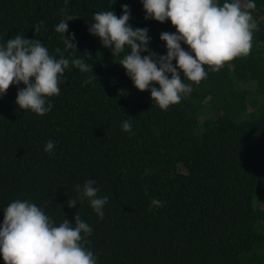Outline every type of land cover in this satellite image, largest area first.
<instances>
[{
  "label": "trees",
  "instance_id": "16d2710c",
  "mask_svg": "<svg viewBox=\"0 0 264 264\" xmlns=\"http://www.w3.org/2000/svg\"><path fill=\"white\" fill-rule=\"evenodd\" d=\"M254 3L250 54L216 72L205 65L199 84L181 73L191 92L162 110L119 63L130 48L112 56L89 32L96 12L120 16L127 4L129 25L146 27L150 49L166 55L160 34L176 28L145 19L142 0H0V45L25 36L70 61L44 115L16 104L22 82L0 95V225L11 202L26 200L55 226L66 218L74 226L79 215L92 229L85 247L97 264H264V0ZM66 16L76 17L65 33L76 50L55 30ZM75 58L90 71L73 66ZM87 180L108 198L103 219L82 195Z\"/></svg>",
  "mask_w": 264,
  "mask_h": 264
},
{
  "label": "clouds",
  "instance_id": "9594fccd",
  "mask_svg": "<svg viewBox=\"0 0 264 264\" xmlns=\"http://www.w3.org/2000/svg\"><path fill=\"white\" fill-rule=\"evenodd\" d=\"M146 12L145 19H155L161 23L170 20L175 33L162 32L160 39L166 42V55H158L149 47L148 29L129 25L130 8L122 5V15L113 10L96 12L89 32L98 36L105 48L111 49L112 56H118L130 48V53L119 61L131 78L134 86L145 91L150 89L154 100L162 110L179 103L182 95L191 92L181 73L189 81L199 84L208 73L204 66L219 71L234 58L247 56L252 49L253 33L257 24L251 10L256 8L254 0H225L221 6L218 0H142ZM64 11V10H62ZM76 17L66 16L56 25V32L64 34L66 49H75L74 34L68 31L66 21ZM43 21L35 26L39 32ZM186 44L190 51L181 47ZM57 59L49 55L45 46L37 39L17 35L0 45V95L6 94L10 85H19L16 104L22 110L30 109L38 115L51 110V102L46 97L59 95L60 78L69 67L61 49ZM141 53H147L141 55ZM86 55L91 58L90 54ZM176 63L173 65L172 61ZM71 64L81 72L90 68L81 58L72 59ZM92 71V67H91ZM171 74L170 78L169 75ZM95 77H90L91 82ZM158 85V87L156 86ZM122 130L131 132V123L122 122ZM54 143L48 141L45 151L50 152ZM95 180H87L82 195L90 200L91 207L103 219L107 197H97L99 189L93 187ZM79 190V185L77 186ZM70 207L76 200L67 201ZM160 206L161 202L153 200ZM0 225V255L4 264H97L96 257L85 245L91 227L79 215L74 217V226L64 219L59 226L46 215L45 211L28 201L15 200L4 210Z\"/></svg>",
  "mask_w": 264,
  "mask_h": 264
}]
</instances>
